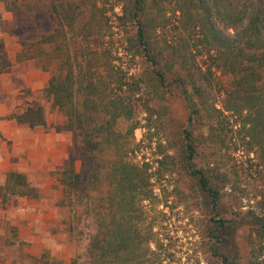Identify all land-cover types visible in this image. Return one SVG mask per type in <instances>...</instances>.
Returning <instances> with one entry per match:
<instances>
[{"label": "trees", "instance_id": "1", "mask_svg": "<svg viewBox=\"0 0 264 264\" xmlns=\"http://www.w3.org/2000/svg\"><path fill=\"white\" fill-rule=\"evenodd\" d=\"M82 1L62 0L61 9L53 7L55 14H63L60 31L22 42L17 57L35 60L50 72L44 95L64 115L62 130L73 132L94 164L89 187L99 192L96 197L79 189L81 176L73 158L58 173L74 220L85 215L92 229L84 258L72 264H156L160 259L150 247L155 243L159 249L154 226L143 227L149 219L144 204L158 199L154 174L148 163L131 158L137 147L130 137L139 128L132 123L135 98L154 82L182 98L190 128L184 131L185 166L220 214V177L195 168L198 143L204 145L203 139L224 146L231 130L241 135L245 154H254L264 165V0H122L119 20L137 29L129 44L142 50L139 54L152 70L144 79L118 63L126 49L113 50L112 41L102 49L91 44L92 33L86 31L95 20L96 5ZM7 66L0 63V70ZM43 111L41 105L30 106L5 119L47 129ZM123 121L130 123L125 133ZM196 126L206 129V136L195 139L191 128ZM17 198L36 199L39 191L25 174L9 171L0 185L1 204ZM212 220L211 239L220 244L222 232L231 227L225 220ZM252 220L248 224L260 243L250 264H264V213ZM211 253L218 264H235L215 244Z\"/></svg>", "mask_w": 264, "mask_h": 264}, {"label": "rangeland", "instance_id": "2", "mask_svg": "<svg viewBox=\"0 0 264 264\" xmlns=\"http://www.w3.org/2000/svg\"><path fill=\"white\" fill-rule=\"evenodd\" d=\"M7 1L0 2V42L4 47L0 63L9 64L6 44L17 41L22 50V42L37 40L55 29L60 31L63 14L53 12V7L61 9L62 0ZM82 2L96 5L95 20L90 21L86 31L92 33L91 44L102 49L112 41L113 50L127 51L125 56H118V63L126 71L137 78L150 77V63L139 54L142 50L129 44L135 41L136 27L119 20L122 0ZM61 40L59 35V43ZM32 104L43 106L48 128L21 131L18 158L12 157L13 143L0 134V185L5 183L9 171H16L25 174L39 191V198H17L5 207L0 200V264H72L75 258H84L92 229L85 215L74 220L58 173L73 158L75 170L81 176L79 189L96 197L99 192L89 187L94 164L89 150L76 143L73 132L62 130L65 117L52 107L44 93ZM135 105L132 123L139 128L130 137L137 147L131 158L148 163L154 174L152 183L158 199L144 204L149 219L143 227L149 223L154 226L159 249L155 243L150 247L160 259L156 264H218L211 253L214 244L235 264H250L260 240L248 223L253 216L264 213V165L254 154H245L244 141L234 131H229L222 146L201 139L200 135L206 136V129L191 128L195 139L204 143H198L195 168L220 177L216 185L221 193V213L217 214L210 198L185 166L184 131L190 128L182 98L154 82V86H145L137 95ZM129 126L125 121L120 124L124 133ZM83 209L79 208V215ZM213 218L225 220L231 227L222 232L220 244L211 239Z\"/></svg>", "mask_w": 264, "mask_h": 264}, {"label": "crops", "instance_id": "3", "mask_svg": "<svg viewBox=\"0 0 264 264\" xmlns=\"http://www.w3.org/2000/svg\"><path fill=\"white\" fill-rule=\"evenodd\" d=\"M6 50L9 64L4 70H0V116L3 117L24 113L32 103L42 97L51 76L35 60H17L21 52L17 41L12 45L6 44ZM30 129L28 125L18 124L15 119H0V134L3 139L13 143L12 157H19L17 144L23 138L20 132Z\"/></svg>", "mask_w": 264, "mask_h": 264}]
</instances>
